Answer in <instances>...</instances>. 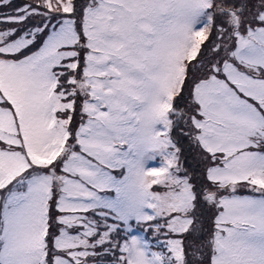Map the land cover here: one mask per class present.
Returning <instances> with one entry per match:
<instances>
[{
	"label": "snow or ice",
	"instance_id": "1",
	"mask_svg": "<svg viewBox=\"0 0 264 264\" xmlns=\"http://www.w3.org/2000/svg\"><path fill=\"white\" fill-rule=\"evenodd\" d=\"M185 4L186 0H71L70 10L53 11L41 0H0V65L9 62L8 72L13 80L47 73L58 74L57 79L68 84L72 71L69 65L75 61L79 71L88 56L95 74L101 78L94 91L72 93L75 103L71 110L64 109L63 118L68 119L65 151L71 150L69 158L58 157L43 166L30 164L11 177L0 169V264H57L58 260L75 264L57 245L62 233L69 239L88 236L93 255L84 258L86 264H131L132 254L141 242L146 249L164 250L159 264L165 260L176 264L168 247L172 241H178L183 249L184 264H264V180L246 176L231 187L224 182L241 167L264 171V104L257 100L264 96V71L256 81L259 87L254 93L236 84L229 72L242 66L240 62L247 56L258 52L264 55V19L259 18L264 8L244 26L243 33L235 35L220 16L214 18L195 62L189 61L185 82L176 98L177 107L183 108L179 101L185 99L184 90L189 89L192 101V89L206 79L201 77L190 85L188 74L193 69L232 83L239 89V104L251 108L248 119H258L261 124L259 134L243 146L249 151L229 162L228 153L208 146L217 132L212 117L231 98L209 95L211 85H206L204 99L192 101L194 110L190 116L182 118L183 123L169 133L177 135L176 127L180 128L178 139L170 140L159 164L157 158H149L153 168L167 169L154 173L163 179L151 187L163 188L164 195L179 200L182 185H188L193 193L192 212L199 205L201 218L178 210L166 216L140 218V202L145 195L140 170L146 164L141 106L153 89L169 32L183 15ZM86 10L93 16L87 25L90 35H85ZM64 92L63 99L67 101L68 89ZM84 95L92 97L91 107L79 110L77 121V105L89 104L79 99ZM5 105L10 107L7 100L0 99V107ZM184 144L187 149L181 147ZM97 145L103 146L104 151L91 150ZM77 146L82 152L87 151L91 159L78 155ZM194 147L201 153L198 158L192 154ZM201 164L203 172L194 178L192 173H197ZM81 170L86 173V186L81 185L86 206H62L81 197L65 196L67 189L54 188L52 176L80 175ZM242 184L247 185L243 194L239 187ZM73 212L80 213L75 222L70 216ZM183 219L191 221L189 230L174 231L172 222ZM30 222L44 225L42 260L40 249H33L34 259H28L25 253ZM102 235L107 239L98 243ZM237 254L254 258L242 261L234 258Z\"/></svg>",
	"mask_w": 264,
	"mask_h": 264
},
{
	"label": "rangeland",
	"instance_id": "2",
	"mask_svg": "<svg viewBox=\"0 0 264 264\" xmlns=\"http://www.w3.org/2000/svg\"><path fill=\"white\" fill-rule=\"evenodd\" d=\"M46 3L53 11H67L71 9V0H41ZM259 6V7H258ZM264 8L262 0H186L183 15L178 18L172 26L165 45V55L161 63V68L154 74V86L151 93L145 98L142 104V114L140 117L143 126V145L146 149L145 166L140 170L143 180L145 195L140 206L143 209L141 219H150L151 215H167L169 212L178 210L183 215H194L199 220L201 218V207L196 206L192 212L193 193L191 188L182 185L183 192L179 200L172 196L164 195V189L160 187L152 188L154 182H161L163 177L154 175L155 172H166V168H153L150 157H155L156 163L168 151L170 140H177L180 128L176 127L177 135L170 136L172 128L178 123H183L182 118L190 116L194 110L192 101L204 99L202 93L205 86L210 84L209 95L216 96L222 94L230 97L231 101L222 109L219 114H214L212 119L215 121L213 142L208 145L213 151L223 150L228 153L227 160L230 162L237 157H243L249 149L243 147L247 140L253 139L259 134L261 127L258 119H248L251 108H243L237 98L240 96L239 89L232 83L223 81L221 77H213L206 72H196L194 69L189 75V84L193 81L206 77L196 88L192 89V101L189 100V89L184 90V100L179 101L183 108L177 107L176 98L180 95L182 85L185 82L186 70L189 68V61L195 62L194 58L200 51V46L207 37L208 32L213 27L216 16L224 20L230 32L235 35L237 32L243 33L244 26L252 21L256 13ZM260 19H264V10L260 11ZM93 20L92 12L85 11V35H90L87 25ZM240 65L230 74L236 78V84L242 85L246 91L255 92L259 85L256 81L260 73L264 71V55L259 52L241 60ZM71 74L67 79L71 83L65 84L63 79H57V75L45 74L42 76H26L13 80L8 72L9 62L5 61L0 65V99L7 100L8 105L0 107V169L6 170L8 176L14 175L16 171H22L30 164L48 165L51 161L62 157L67 159L71 156V150L65 151L68 146V119L64 109L71 110L75 100L72 93H85L94 91L95 87L101 82V78L95 74L92 68L91 56L86 57L81 63L79 71L77 64L73 61L69 65ZM238 73V75H237ZM69 99H63L65 92ZM81 101H89L88 105L79 103L77 105V121H79V110L90 108L92 97L84 95L79 98ZM246 99V98H242ZM260 104H264V96H258ZM235 102V103H233ZM75 131V130H73ZM72 143H76L75 140ZM85 148H88L89 141H85ZM117 147L119 145H116ZM181 147L187 149L188 145ZM92 151H104L103 146L97 145ZM75 151L78 155L91 159L87 151H81L77 146ZM192 154L197 158L201 155L198 148L192 149ZM183 157L181 156V160ZM195 164V161H190ZM94 163H98L94 161ZM14 164L15 167H9ZM165 165L169 164L164 160ZM70 171L76 172V169ZM191 172V170H189ZM203 172V164L197 173H192L195 178L198 173ZM80 175L68 176L67 173H56L52 176L53 187L56 189H67L65 196L72 195L81 197L71 205H62L72 208H83L87 201L83 200L84 189L86 186V173L81 170ZM264 180V171L254 167H241L233 170L229 176L225 177L224 182L229 187L236 180L244 177ZM240 192L243 194L247 185H240ZM210 215V212H206ZM80 213L70 214L72 221L75 222ZM61 219L67 220V217ZM191 221L188 219L174 221L171 227L174 231L186 232L189 230ZM44 225L38 222H30L26 228L27 247L25 253L28 259H34L33 249H40L39 258L43 259L41 245L43 243ZM86 229V232H91ZM193 230V235H195ZM107 236L102 235L98 243H103ZM58 247L64 249L69 258L75 264H86L85 257H90L92 244L89 243L88 236L83 235L69 239L65 234L57 241ZM79 246V247H77ZM172 257L176 264H184V252L178 241H172L168 245ZM195 247V244H194ZM163 249H146L141 242L132 254L131 264H159ZM235 259L251 261V255L242 256L237 254ZM57 264H68L67 260H58ZM167 264V261H164Z\"/></svg>",
	"mask_w": 264,
	"mask_h": 264
}]
</instances>
